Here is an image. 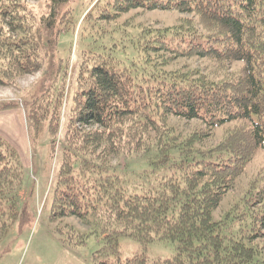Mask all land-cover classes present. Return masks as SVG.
I'll list each match as a JSON object with an SVG mask.
<instances>
[{"label": "trees", "instance_id": "obj_1", "mask_svg": "<svg viewBox=\"0 0 264 264\" xmlns=\"http://www.w3.org/2000/svg\"><path fill=\"white\" fill-rule=\"evenodd\" d=\"M66 2L48 0L47 13L36 19L26 0H0V84L12 85L45 61L52 70L23 112L33 143L46 132L50 156L56 144L61 147L50 219L75 217L90 225L84 234L69 228L60 240L77 246L94 235L101 242L94 264H264V164L220 219L213 217L237 177L264 151V0H92L79 48L88 42L79 49L58 138L67 64L57 43L74 26L72 7L61 9ZM132 8L192 17L136 35L126 26L109 32L99 24ZM183 57L205 59L213 70L163 68ZM17 106L0 103V110ZM170 116L198 119L208 131L179 136L168 125ZM221 126L214 146L195 147ZM139 152L147 168L138 172L109 163ZM22 173L17 150L0 136V239L21 217ZM127 178L145 185L126 187ZM120 236L173 242L176 253L150 260L142 251L122 259Z\"/></svg>", "mask_w": 264, "mask_h": 264}, {"label": "rangeland", "instance_id": "obj_2", "mask_svg": "<svg viewBox=\"0 0 264 264\" xmlns=\"http://www.w3.org/2000/svg\"><path fill=\"white\" fill-rule=\"evenodd\" d=\"M32 9L36 19L47 13L48 0H26ZM92 0H67L66 5L72 7V19L74 26L62 33L58 38L57 55L62 57L63 64H67L65 74V87L67 96L63 104L61 128L58 138L62 136V129L68 115L70 106V94L74 89V78L79 64V31L84 25L82 19L92 7ZM192 17L191 14L173 10H144L132 8L121 13L113 23L100 22L105 31H111L113 27L126 26L130 33H136L140 29L171 27L178 24L180 18ZM72 23V24H73ZM135 34V35H136ZM114 36H118L114 33ZM71 46V47H70ZM57 56H54L56 59ZM239 62L232 63L231 69H236ZM47 61L34 72L18 76L12 85L0 84V103L13 102L16 108L0 110V136L17 150L22 164V190L21 217L18 218L0 239V264H94L93 252L97 250L101 242L94 236L89 235L81 245L71 246L64 244L60 236L69 235V228L73 233H88L90 225L83 223L75 217H64L60 220L50 219L51 194L55 182L57 166L60 154V145L56 144L53 157L50 156L49 137L46 132L36 142H32L27 131L23 107L25 102L36 97L45 88L51 69ZM183 66H199L204 71L213 70V64L205 59L198 58H175L163 68L173 70ZM45 76L47 78H45ZM168 125L179 136H186L194 131H205L206 125L198 119H183L178 116H170ZM224 126L209 129L210 135L197 143L195 147L208 148L214 146L221 137ZM208 131V129H207ZM143 153L134 156H120L109 159L111 166L120 170L133 169L134 172L147 168ZM264 164V151L256 153L249 163L245 172L237 177L234 187L229 190L218 207L213 212L215 220L220 217L236 202L247 187L248 180L256 172L258 167ZM128 166V168H127ZM128 169V170H129ZM128 173V172H127ZM131 174V173H128ZM155 176L151 182L157 180ZM126 187L141 185V180L132 178L125 179ZM139 181V182H138ZM144 182V181H143ZM68 226V227H66ZM61 230L60 234L56 228ZM1 235V230H0ZM119 257L124 259L134 253L144 252L150 259L171 258L176 253V243L154 240L149 243H141L129 236L118 238Z\"/></svg>", "mask_w": 264, "mask_h": 264}]
</instances>
